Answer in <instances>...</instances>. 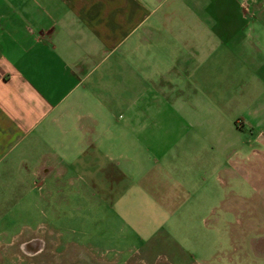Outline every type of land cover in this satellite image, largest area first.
I'll return each mask as SVG.
<instances>
[{"label":"crops","instance_id":"1","mask_svg":"<svg viewBox=\"0 0 264 264\" xmlns=\"http://www.w3.org/2000/svg\"><path fill=\"white\" fill-rule=\"evenodd\" d=\"M236 112L264 149V0H0V224L53 210L72 174L75 193L114 192L135 149L212 146Z\"/></svg>","mask_w":264,"mask_h":264},{"label":"rangeland","instance_id":"2","mask_svg":"<svg viewBox=\"0 0 264 264\" xmlns=\"http://www.w3.org/2000/svg\"><path fill=\"white\" fill-rule=\"evenodd\" d=\"M246 78L253 82L250 73ZM115 115L125 119L121 108ZM250 120L247 112H236L233 125L210 134L212 146L193 149L197 139L188 133L182 148L150 149L144 159L140 149L133 150L130 166L118 159L125 174L110 194L75 193L85 186L72 174L65 186L71 191L54 196L53 210L16 212V221L0 224V232L8 241L49 224L75 243L72 256H87L82 264H264V149ZM161 139L162 134H150L151 141ZM119 142L127 152L126 134H119ZM197 157L213 159L221 168L191 175ZM97 185L104 188L106 182Z\"/></svg>","mask_w":264,"mask_h":264},{"label":"flooded vegetation","instance_id":"3","mask_svg":"<svg viewBox=\"0 0 264 264\" xmlns=\"http://www.w3.org/2000/svg\"><path fill=\"white\" fill-rule=\"evenodd\" d=\"M47 232L45 236V229L38 228L32 233L26 232L24 237H11L7 246L0 245L4 256L0 264H82V253L71 255V245L75 243L70 237L61 232ZM72 258L76 259L75 262H71Z\"/></svg>","mask_w":264,"mask_h":264}]
</instances>
